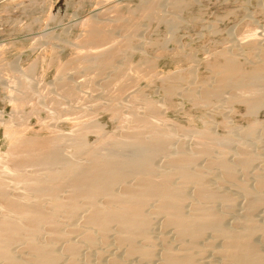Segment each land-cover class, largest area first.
Returning a JSON list of instances; mask_svg holds the SVG:
<instances>
[{
    "label": "bare ground",
    "instance_id": "1",
    "mask_svg": "<svg viewBox=\"0 0 264 264\" xmlns=\"http://www.w3.org/2000/svg\"><path fill=\"white\" fill-rule=\"evenodd\" d=\"M174 2H177V0ZM148 5L145 6L144 4L145 7L141 10V12L145 11L142 13L145 16L150 13L147 8H150L151 5ZM179 5H182L181 2ZM175 7L177 8L176 4ZM132 13L134 14V11ZM160 18L163 19V16ZM105 28L98 23L86 25L84 39H90L91 43L93 37L94 40L95 38L99 40L98 35L103 38L108 35ZM106 37L110 38L109 36ZM127 40V42L130 41ZM259 50L256 48V51ZM105 52L102 53L104 55L101 54L103 57L105 54L107 55ZM116 52L114 51V53ZM225 53L221 54L225 56L223 60L220 59L221 63L210 64L211 68L209 67L213 71L212 74L218 77V86H215L216 89L214 87L215 91L218 92L201 88L197 95L194 94L197 92L196 90V92L191 90L196 95L191 96V98L199 97L200 104H206L215 100H211L212 97L216 100L219 99L220 95L224 93L222 88L232 87L236 91H240L241 97L247 96L241 102L247 106L246 110L255 113L256 108L259 107L257 104L260 102V98H264V52L256 60L257 65L254 66L251 63L252 68L247 71L242 70L243 68L240 69L228 51L225 50ZM87 57L83 56L86 62ZM96 57L94 58L96 59ZM95 59L88 60V62H91L87 64L88 66L82 72H93V67L100 66L94 70L95 73H105L106 68H103L104 65H98ZM109 70L112 71L109 75L112 74L113 79L118 78L114 77L113 73L117 72L119 75L120 69L118 70L115 67L114 69L109 68ZM117 73L116 76H118ZM123 75H126V73L123 72ZM106 76H108V73ZM108 77L104 79L106 80ZM26 82L23 81L19 84L21 89L26 90L30 87L27 88ZM109 83L111 81L100 84L102 86ZM116 84L118 85V83ZM127 86L128 84L125 87ZM197 89L199 88L197 87ZM167 90L169 91L170 88ZM219 90L223 93L217 95ZM133 91L127 93L131 99L137 96V93L134 94ZM234 92L230 91V94ZM65 93L66 95L62 93L65 95L63 97L69 96L67 92ZM127 94L126 97L130 100ZM170 95L172 94L170 93ZM209 99L210 101H208ZM236 99H232L233 102ZM116 104L117 102L114 105L115 109L112 110L114 113L120 109V103L118 107H116ZM208 104L206 106H209ZM138 105L140 106L138 109L142 110L141 113L146 112L150 115L153 112L154 105L150 101L142 100ZM210 105L215 104L211 103ZM133 111H128L130 113L126 111L124 123L142 127L143 130L140 129L141 131H139V128H137L138 131L134 129L129 131L128 127L129 132H123L122 135L120 133L115 137L103 133L101 126H98V124L94 125L92 122L93 125H89V121L88 124L86 122L85 124H82L83 122L78 124L77 128L74 127L76 129L70 132L69 135L62 134L65 136H60L56 130L57 135L51 134V136L49 134L50 138H28L29 136L25 137L21 133H17V130L14 131L13 128L15 127L11 128L10 125L5 123L2 126L3 122L0 120L1 126L4 128L3 134H5L8 143L7 150L0 153V264H75L79 262L77 260L82 259L79 258L82 255L78 254L79 244L84 246H81L83 250L85 247L91 249L100 245L98 251L95 250L92 261L84 260L86 258L82 256L84 259L79 264H129L127 261L132 258L135 259H132L134 261L131 262L132 264H212V262L219 264H264V180L257 174L258 172L255 173V170L250 172L252 185H248L245 180L233 177V170L229 162L225 163L222 159H218L219 157H215L217 159L211 157L209 160V166L212 169L213 167L216 168L215 170L219 174L218 177L220 176L229 182L228 185L237 189V192H240L246 201V206L244 205V208L246 207L244 209L245 213L232 215L233 212L230 213V211L234 205L233 197L231 198L230 195L226 194L227 192L225 193L224 189H215L207 184L205 180L207 173L204 176L202 172L196 169L195 156L197 154L182 149L181 144L174 150H168L167 147L169 148L172 135L171 130L167 129V131L166 128L161 129V126L158 128V125L149 124L147 123L149 120L145 121V118L141 120L142 118L135 117ZM153 113L155 114V111ZM56 118H60V116ZM56 118H53V120L55 121ZM47 125H49V122ZM195 131L197 133H190L192 136L194 135L195 140L211 139L214 142L213 145L218 148L224 149L226 146L225 139H223L224 141L221 139V141L217 138H210L211 135L205 133L206 131ZM89 133L96 135L93 144H88L87 135ZM241 149L240 153L243 157L244 151L241 152ZM200 150L197 152L199 153ZM209 150H202L199 153L200 157L201 155L207 157V154L211 153ZM240 153L238 151L234 154L239 155ZM238 155L239 161L237 162L238 166L237 164L236 166L239 172H245L246 174L251 167V158L248 155L240 158L241 155L239 157ZM158 157L166 159L160 167L154 164V160ZM187 188H191L192 194L187 193ZM217 203L224 204L223 212L222 210L219 211L222 209L221 207L220 209L215 207ZM257 210L259 211L258 215H260L259 220L253 218V213ZM228 216L230 217L228 218ZM154 218L159 219L160 222L157 221L158 225L163 230L165 228L171 229L176 246L169 245L168 239L164 238L165 235L163 237L162 234H153L154 230L151 229V226L154 223ZM75 220L80 221L79 227L74 225ZM227 220L230 221V224H227ZM61 226H66L67 229L62 230L63 227ZM42 235L44 236L43 239L41 238ZM75 235L79 237L77 240L79 243L72 241ZM205 257L213 259L207 261Z\"/></svg>",
    "mask_w": 264,
    "mask_h": 264
},
{
    "label": "rangeland",
    "instance_id": "2",
    "mask_svg": "<svg viewBox=\"0 0 264 264\" xmlns=\"http://www.w3.org/2000/svg\"><path fill=\"white\" fill-rule=\"evenodd\" d=\"M99 1L0 0V120L3 122L2 126L5 123L10 125L11 128L15 127L13 128L14 131L17 130V133H21L25 137L29 136L28 138L43 137L45 139L50 138L51 134L57 135V132L60 136L62 134L69 135L70 132L77 128L78 124L82 122V124H85V122L88 124L87 122L90 121L89 125H93V123L94 125L98 124V126H101L103 133L115 137V135L118 136L120 133L122 135L123 132H129L131 129L138 131L137 128H139V131L143 130L142 127L124 123L126 111L130 113L128 111L132 112L134 110L135 117L142 118L141 120L145 118V121L149 120L147 123H152L155 126L158 125V128L161 126V129L166 128L165 130L169 129V131H172L174 127V130L170 131L172 135L169 141V148L167 147V149L170 151L174 150L181 144L182 149L199 155L195 156L196 169L202 172L204 176L207 173V176H205L207 184L215 189H224V192H227L226 194L230 195L231 198L233 197L234 205L230 211V213L233 212L231 213L232 215H242L243 212L245 213L244 209L246 207L244 208V205L246 206V201L243 199L241 193L237 192V189L231 185H228L229 182L220 176L218 177L219 174L215 170L216 168L213 167L212 169L209 166V160L211 157L212 159L213 157H219L218 159H222L223 162H229L233 170V177L245 180L248 185L252 183L250 172H254V170L264 180V98L262 97L263 100L260 98V102L257 104L260 108L257 107V112L254 111L255 113H253L246 110L247 106L241 102L247 96L241 97L240 91H236L232 87L222 88L224 93L219 90V94L217 95L223 93L219 99L216 100V98L212 97L210 99L215 100L211 102L209 99L208 101L210 102L206 104H200V101H198L199 97L191 98V96H196L194 94H197L201 88L218 92L215 91L218 86V77L212 74L213 71L210 69V64L221 63L220 59L223 60V57H225L221 54L223 52L226 54L225 50L235 59L233 60L236 61L235 63L240 69L243 68L242 70L245 69L247 71L252 68V64L254 66L257 65L255 63L257 62L256 60L264 52V0H186L187 2L185 0H177V2H174L176 0ZM180 2L182 5H179ZM144 4L145 6L151 5L150 8L152 9L147 8L150 11L148 16L142 14L145 11L141 12L145 7ZM175 4L177 8L179 6L178 9L175 7ZM153 6L155 7L153 8ZM133 11L134 14L132 13ZM162 16L163 19L160 18ZM93 23L106 27V34L108 33L106 36L110 38L106 36L100 38L98 35L99 40L96 38L94 40V37L91 36L93 37V43L92 41L90 43V39L85 40L84 28L86 25ZM127 39L130 41L127 42ZM256 48L260 50L256 51ZM114 51L119 52V55L117 52L114 53ZM103 52L107 53V55L105 54L106 57L104 56L105 58L102 56L104 55L102 54ZM83 56L85 58L89 56L87 57V62L85 58L83 59ZM95 56H97L96 59L94 58ZM90 58L92 60L95 59L98 65H104L103 68H106V74L95 73L94 70L100 66L97 68L93 67V72H82L88 66L87 64L92 61ZM88 60L91 61L88 62ZM110 60L112 61L110 62ZM75 64L77 65L75 66ZM108 66L110 69H114L115 67L118 70L120 69L119 75L121 77L116 72L118 76L115 75L116 73L113 74L114 77L118 78L113 79V75H109L112 71L110 72ZM123 72L126 75H123ZM107 73L109 77L106 76ZM91 75L96 77L91 78ZM107 77L108 79L105 80L104 78ZM101 78L104 82L103 80L101 81ZM25 79L28 81L26 82ZM23 81L27 83V88L30 86L26 90L21 89L19 86ZM59 81L61 82L59 83ZM106 81H111V83L107 84L109 86L106 84L101 86V84L107 83ZM199 82H202V84ZM69 84L71 85L68 86ZM127 84L128 86L125 87ZM205 84H209V86L206 87ZM60 85L65 86L61 87ZM107 87L109 88L107 89ZM168 88L171 91H168ZM132 90H134V94L137 93V96L135 95L136 98L132 97V99L134 98L133 101H131V97L127 94ZM191 90L197 92L194 93ZM230 91L237 93L230 94ZM65 92L69 95L67 96L68 98L63 97L66 95ZM126 94L130 100L127 99ZM17 96L19 97V101ZM70 97L72 98L70 99ZM223 97L229 99H225V101ZM21 98L23 99L21 100ZM121 98L122 100H120ZM232 99H236V101L233 102L234 100ZM142 100L153 103L154 109L152 111H155V114L153 112L150 115L146 112L141 113L142 110L138 109L140 108L138 104ZM116 102V107H118L119 103L120 105L122 104V107L119 105L120 109L118 108L120 111L115 112L117 114L112 111L115 109L114 105ZM208 103H214L215 105ZM207 104L209 106H206ZM55 113L56 115L54 116ZM143 114L146 115L144 116ZM52 116L53 118L60 116V118H56L54 121ZM146 116L148 117L146 118ZM48 122L49 125H47ZM2 126L0 123V153H4L8 148ZM17 128H22L23 130ZM24 130L25 132H23ZM195 130L200 132L206 131L205 133L211 135L210 138L225 139L227 142L223 141L226 146L224 149L218 148L213 145L214 142L211 139H204V142L199 141V139L195 140L194 135L190 134H194ZM89 134L87 135L88 144H93L96 135ZM206 149H210L209 152L211 151L209 155L207 154L209 159L206 156L202 157V155L200 157L199 154L202 150ZM240 149L241 152L244 151L243 157L248 155L251 158V167L246 174L245 172H239L237 167V162L239 161L237 158L238 154L234 153H238V151L240 153ZM199 150L200 152L198 153L197 151ZM212 151L214 152L213 154ZM219 153L222 155H219ZM239 155H241L240 158H243L241 153ZM165 160V158L158 157L154 160V164L160 167ZM186 191L188 194H192L191 188H187ZM223 205L217 203L215 207L218 209L221 207L222 209L219 211L222 210L223 212ZM234 212L236 213L234 214ZM254 214L258 215L259 211L257 210L253 213V218L259 220L260 215L256 216ZM229 220H227V224H230ZM157 221L160 222L158 218H154V223L151 226V229L154 230L153 234H162L163 237L165 235L164 238L168 239V244L176 246L172 238L171 229L165 228L163 230L159 227ZM74 223L78 227L81 224L79 220ZM61 227L62 230L67 229L66 226ZM75 236L71 237L74 242L79 239L78 236H76L77 238ZM41 238L43 239L44 236L42 235ZM41 238L39 239L40 242ZM78 246V254L86 259L80 256L79 258L82 259L78 258L79 260L77 261L79 262L75 264L82 263L83 259L92 261L93 254L100 247V245H97L95 248L93 247L94 249L91 248L93 250L85 247L84 250L86 252L83 250V245L79 244ZM83 253L86 255L84 256ZM206 257L205 260L207 261L213 259ZM132 259L135 260L134 258ZM132 259H129L127 263L132 264L134 262ZM214 263L219 264L217 262ZM214 263L212 262V264Z\"/></svg>",
    "mask_w": 264,
    "mask_h": 264
}]
</instances>
